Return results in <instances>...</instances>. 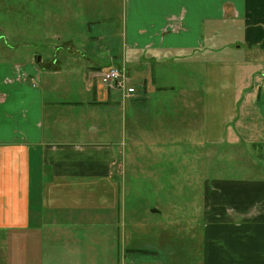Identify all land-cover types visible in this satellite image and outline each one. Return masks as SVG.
<instances>
[{
	"label": "crops",
	"instance_id": "crops-1",
	"mask_svg": "<svg viewBox=\"0 0 264 264\" xmlns=\"http://www.w3.org/2000/svg\"><path fill=\"white\" fill-rule=\"evenodd\" d=\"M119 4L118 32L103 36V62L95 59L93 66L77 70L0 62V200L7 201L6 220L0 207L2 226L85 225V230L121 232L126 212L115 174L123 167L128 120L136 131L148 109L152 124L160 114L173 119L167 121L168 142L173 135L175 144H198L203 158L224 148L233 156L261 154L264 162V0ZM113 66L138 88L134 102L126 104L103 88L93 72ZM64 72L70 79L84 73L86 101L48 97L59 90L72 93L64 86L68 82L57 80ZM204 181L206 205L201 223L191 229L190 246H175L165 257L138 255L140 264H264V175ZM116 243L105 247L106 257L114 256Z\"/></svg>",
	"mask_w": 264,
	"mask_h": 264
},
{
	"label": "rangeland",
	"instance_id": "rangeland-1",
	"mask_svg": "<svg viewBox=\"0 0 264 264\" xmlns=\"http://www.w3.org/2000/svg\"><path fill=\"white\" fill-rule=\"evenodd\" d=\"M119 10V0H0V62H31L43 69L53 68L54 64L57 69L63 66L76 70L93 66L96 60L103 62L107 59V43L103 36L118 32ZM225 28H219L223 35L228 34ZM55 33L64 37L59 39ZM114 43L117 46V40ZM119 51L117 48V53ZM38 56L41 57L39 62ZM55 58L58 61L53 63ZM105 68H94L93 71L102 87L125 100L126 104L134 102L135 95H127L116 86L102 83ZM69 74L64 72L57 80L68 82L64 86L72 93L59 90L48 97L55 95L62 100L86 101V91L80 84L84 73L75 72L72 79ZM84 110L80 109V113ZM86 110L89 115L91 111ZM152 114L150 109L144 111L143 125L136 131L130 128L128 120L126 150L123 146L120 152L123 167L115 174L126 212L123 222L126 226L121 227V232L118 227L92 231L79 225L62 230L57 228L60 226L49 224L41 229L22 230L2 226L0 221V264H140L137 256L145 253L165 257L175 246H190L189 241L194 238L192 228L199 224L206 205L205 178L264 175L261 154L245 151L233 156L223 148L222 152L208 151V156L203 158L204 151L198 144L182 141L175 144L177 139L173 135L168 142L167 121L172 118L160 114L157 120L155 118L154 126ZM122 117H118L121 128L124 127ZM117 127L113 122V142L118 141ZM176 137L182 139L183 135ZM2 201L0 207L4 213L1 217L6 220L7 201ZM116 240L114 256L106 257L105 247ZM133 253L137 255L133 256ZM109 258L110 261H106Z\"/></svg>",
	"mask_w": 264,
	"mask_h": 264
},
{
	"label": "built area",
	"instance_id": "built-area-1",
	"mask_svg": "<svg viewBox=\"0 0 264 264\" xmlns=\"http://www.w3.org/2000/svg\"><path fill=\"white\" fill-rule=\"evenodd\" d=\"M101 81L108 86H116L122 89L127 95H136L138 92V88L132 82V78L124 70L116 66L107 68L102 74Z\"/></svg>",
	"mask_w": 264,
	"mask_h": 264
},
{
	"label": "water",
	"instance_id": "water-1",
	"mask_svg": "<svg viewBox=\"0 0 264 264\" xmlns=\"http://www.w3.org/2000/svg\"><path fill=\"white\" fill-rule=\"evenodd\" d=\"M40 59H41V57L40 56H38V62L40 61ZM155 211V210H154Z\"/></svg>",
	"mask_w": 264,
	"mask_h": 264
}]
</instances>
